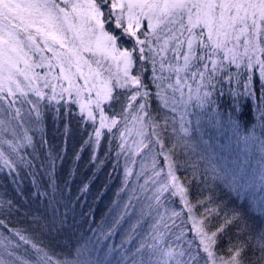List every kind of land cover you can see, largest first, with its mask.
Wrapping results in <instances>:
<instances>
[{
	"label": "trees",
	"instance_id": "trees-1",
	"mask_svg": "<svg viewBox=\"0 0 264 264\" xmlns=\"http://www.w3.org/2000/svg\"><path fill=\"white\" fill-rule=\"evenodd\" d=\"M50 2L54 21L45 33L19 31L21 65L27 66L22 89L51 113L38 118L35 153H16L11 141L0 145L6 162L0 168L7 169L0 172V264H70L83 241L105 223L108 208L126 194L133 208L148 201L130 235L141 246L127 252V264H153L149 260L174 241L180 251L166 264H199L204 255L195 256L190 226L178 241L175 207L168 204L169 197L177 202L173 190L153 199L155 180L125 173L122 132L142 109L157 130L156 139L149 132L157 162L163 165L162 151L170 156L194 214L213 237L214 254L236 264H264V213L255 211L252 196L237 194L239 181L247 183L248 160L257 161L264 150V16L258 7L245 15V5L238 9L231 2L227 12L222 5L205 24L192 6L171 24L150 29L143 22L132 34L119 25V14L114 18L111 2L98 0L117 50L129 55L121 69L93 47V20ZM49 32L55 39L45 44ZM28 33L36 37L28 39ZM83 100L94 103L91 112ZM202 147L225 157L216 164L217 179ZM12 157L21 168H10Z\"/></svg>",
	"mask_w": 264,
	"mask_h": 264
},
{
	"label": "rangeland",
	"instance_id": "rangeland-1",
	"mask_svg": "<svg viewBox=\"0 0 264 264\" xmlns=\"http://www.w3.org/2000/svg\"><path fill=\"white\" fill-rule=\"evenodd\" d=\"M51 0H0V145L3 141L12 142L16 153L23 149H28L35 153V142L40 127L38 118L51 113L50 108L42 110L39 104L32 100L34 96L26 95L21 84L26 83V75L22 69L26 65H21L19 56V43L21 42L20 30H26L31 27L35 32L45 33L44 26H49L54 21V15ZM68 7L74 8L78 16H86L96 24L92 45L100 52L108 54L115 65L121 63V69L129 64V55L124 50H117V39L112 37L106 30V23L110 22L97 4L98 0H58ZM104 2V0H102ZM110 1L113 8L114 18L117 20V14L120 15L121 26H126L135 34L143 22H146L150 29H155L162 24H171L182 9L190 10L196 6L195 12L201 23L209 24L214 19V14L220 12L222 5L227 12L228 5L234 2L238 9L245 8V15L251 14L254 7L257 6V12L264 16V0H107ZM110 4V5H111ZM29 12H34L31 19H28ZM37 15L40 20L37 22ZM109 20V21H108ZM40 25V26H39ZM28 39L36 37L30 34ZM50 34V35H49ZM45 34V44L48 40L52 42L55 39L54 34L49 32ZM192 39L190 35L185 38L183 46L184 57H188ZM127 53V54H126ZM24 67V68H23ZM120 67V66H119ZM79 72L81 70L77 68ZM98 88H103L98 82ZM6 89V91H5ZM12 90V92L10 91ZM4 90V92H3ZM107 90L104 89L106 94ZM103 93V92H102ZM87 111L94 109V103L83 100L81 103ZM150 126L152 129L150 130ZM155 139L157 130L152 121H149L144 109L135 114L125 125L121 136V145L125 149V173L141 175L146 173L155 184L149 190V194L155 198H167L170 191L177 198L175 202L169 197L168 204L174 205L177 219L173 226H178L177 232L180 233V241L185 233L184 226H190V232L196 240L195 256L200 257L203 254L199 264H236L234 260L221 259L213 252V237L203 230L198 218L194 214L185 190L176 178L172 161L168 154L163 153V165L158 163L155 152V144L149 139V132ZM12 135V137H10ZM158 144V143H157ZM1 147V146H0ZM200 152L203 157L208 158L211 163V175L216 178L217 162L225 163L224 156L215 157L210 147H202ZM0 151V167L6 162L4 155ZM258 160L247 162L248 173L244 176L247 181H239L238 187L240 196L251 197L252 205L255 211L264 213V150L258 152ZM13 162H9L10 168L20 167L21 163L17 158L12 157ZM20 163V164H19ZM220 169V168H219ZM7 169H1L0 172ZM227 172V169L225 170ZM230 176V175H229ZM229 178L228 176H226ZM146 182H149L147 180ZM142 187H146L143 184ZM246 194V195H243ZM148 197V196H147ZM240 201V200H239ZM245 201V200H244ZM249 201V200H248ZM246 202V201H245ZM129 195L125 199L114 202L107 211V220L101 222L98 227L81 244L79 256L71 260L70 264H127V252H136L141 246V241L131 235L142 211L146 210L147 202H143L139 207L129 206ZM247 206V203H246ZM171 209H168L169 211ZM259 213V212H258ZM168 214H170L168 212ZM261 214V213H259ZM163 217V212L156 216L158 222ZM50 225H54L50 223ZM87 226H95L87 222ZM117 226L118 229H117ZM153 226V223L151 224ZM189 230V229H188ZM176 234V231H175ZM168 250L158 251L149 262L153 264H166L170 261L174 252L180 251V242L174 241ZM181 254V253H180Z\"/></svg>",
	"mask_w": 264,
	"mask_h": 264
}]
</instances>
